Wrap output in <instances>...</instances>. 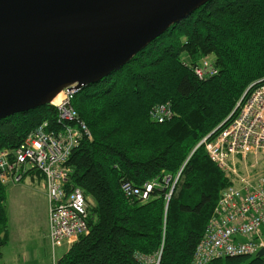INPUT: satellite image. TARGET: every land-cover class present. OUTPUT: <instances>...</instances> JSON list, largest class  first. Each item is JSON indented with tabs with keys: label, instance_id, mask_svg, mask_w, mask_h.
<instances>
[{
	"label": "trees",
	"instance_id": "obj_1",
	"mask_svg": "<svg viewBox=\"0 0 264 264\" xmlns=\"http://www.w3.org/2000/svg\"><path fill=\"white\" fill-rule=\"evenodd\" d=\"M207 58L218 73L200 79L193 67ZM261 80L264 0H211L119 70L79 90L73 106L91 136L67 161L68 187L85 193L89 228L56 264H142L136 255L153 254L162 244L161 264H191L221 191L233 183L201 141ZM159 104L173 111L164 122L150 115ZM44 120L60 125L57 108L48 104L0 120V149L17 148ZM125 181L159 185L143 201L124 194ZM6 202L7 185L0 181V258L8 242ZM209 264H264V256Z\"/></svg>",
	"mask_w": 264,
	"mask_h": 264
},
{
	"label": "built area",
	"instance_id": "obj_2",
	"mask_svg": "<svg viewBox=\"0 0 264 264\" xmlns=\"http://www.w3.org/2000/svg\"><path fill=\"white\" fill-rule=\"evenodd\" d=\"M200 79L218 73L212 60L193 67ZM251 84L237 102L235 111L213 134L206 136L209 158L233 181L221 191L219 201L196 246L191 264H209L227 256L257 255L264 248V175L243 172L249 156L264 154V82ZM81 88H65L58 110L60 125L44 120L34 127L17 148L0 149V181L19 183L38 173L48 197L49 241L53 251L73 245L88 232V200L80 187H68L71 169L67 164L72 152L85 136H91L79 117L73 100ZM153 120L164 122L173 116L169 104H159L150 112ZM179 177L177 175L176 179ZM172 177L166 178L170 184ZM157 182L144 188L125 181L121 189L127 197L145 201ZM172 192V190H171ZM171 192L167 194L170 196ZM163 244L154 254L136 255L142 264H161ZM56 263V262H55Z\"/></svg>",
	"mask_w": 264,
	"mask_h": 264
},
{
	"label": "water",
	"instance_id": "obj_3",
	"mask_svg": "<svg viewBox=\"0 0 264 264\" xmlns=\"http://www.w3.org/2000/svg\"><path fill=\"white\" fill-rule=\"evenodd\" d=\"M209 1L0 0V120L100 82Z\"/></svg>",
	"mask_w": 264,
	"mask_h": 264
},
{
	"label": "crops",
	"instance_id": "obj_4",
	"mask_svg": "<svg viewBox=\"0 0 264 264\" xmlns=\"http://www.w3.org/2000/svg\"><path fill=\"white\" fill-rule=\"evenodd\" d=\"M38 175V174H37ZM38 177V184H34V180L32 179L29 184H23L18 186L16 184V188L21 189L17 191L16 201L17 206L15 211H13V223L10 218V212L7 207L8 212V225H7V232H8V242L2 248V257L1 260L4 261V264H56L57 260V253H60V256L67 250V248L60 247L56 251H53L48 233H49V219H48V197L46 188L42 181L40 175ZM26 189V190H23ZM29 202H33L35 205L39 217L38 221H35L34 218L27 219L26 208ZM7 206V203H6ZM45 221V225L47 230L42 233V238L38 235V232L34 234H27L25 231V227L29 222L35 221L38 224L43 223V219ZM36 223V224H37ZM46 240V244L43 243V240ZM48 245V246H47ZM11 247V253H6V249ZM44 248V249H43ZM46 248V249H45ZM48 252H47V251ZM48 253L46 260L44 259L45 253ZM50 253V254H49ZM8 256V257H7ZM29 257L32 259L29 261ZM50 257V259H49ZM34 261V262H32ZM32 262V263H31Z\"/></svg>",
	"mask_w": 264,
	"mask_h": 264
},
{
	"label": "rangeland",
	"instance_id": "obj_5",
	"mask_svg": "<svg viewBox=\"0 0 264 264\" xmlns=\"http://www.w3.org/2000/svg\"><path fill=\"white\" fill-rule=\"evenodd\" d=\"M183 59L186 61V62H190V58H189V56L187 55V54H184L183 55ZM205 60H210V59H203L202 60V62H204ZM247 167L245 168V167H242V171L243 172H247V170L248 171H251L252 173H259V174H263L264 175V154L263 155H258L257 157H255V156H249L248 158H247ZM38 173H32V174H29V175H27L21 182H19V183H11V184H8L7 185V207H8V209H9V212H10V218H11V220H12V223H13V211H15V208H16V206H17V201H16V196H17V191L19 190H21V189H18V188H16V184H19L18 186H21V185H23V184H29L30 183V181L33 179L34 180V184H38L37 183V181H38V175H37ZM20 188H22L23 189V187H20ZM23 190H26V189H23ZM22 191V190H21ZM26 214H25V216H26V218L27 219H31V217L32 218H34L35 219V221H38V217H39V214H38V211H37V209H36V207H35V205L33 204V202H29L28 204H27V208H26ZM43 219V223L42 224H38L37 222V224L35 223V221H31V222H29L27 225H26V227H25V231H26V233L27 234H34L35 232H38L39 233V237L40 238H42V233H44L46 230H47V227H46V223H45V221H44V218H42ZM263 239H264V232H263ZM43 240V243H45L46 244V240H44V239H42ZM48 246V245H47ZM64 247V246H63ZM44 249V248H43ZM46 249V248H45ZM11 247H9V248H7L6 249V253L8 254V253H11ZM47 251V250H46ZM48 252V251H47ZM45 253V255H44V259L46 260V258H47V255H48V253ZM50 254V253H49ZM154 254V253H153ZM8 256H9V254H8ZM7 256V257H8ZM57 258L60 256V253L58 252L57 253ZM255 255H253V257H254ZM48 259V258H47ZM49 259H50V257H49ZM32 259L29 257V261H31ZM32 262H34V261H32ZM31 262V263H32ZM0 264H4V261L3 260H1L0 259ZM49 264H51V263H49Z\"/></svg>",
	"mask_w": 264,
	"mask_h": 264
},
{
	"label": "bare ground",
	"instance_id": "obj_6",
	"mask_svg": "<svg viewBox=\"0 0 264 264\" xmlns=\"http://www.w3.org/2000/svg\"><path fill=\"white\" fill-rule=\"evenodd\" d=\"M63 95H64V93L63 92H61V93H59L58 95H57V97L54 99L55 100V102L56 103H59L60 102V100L63 98ZM235 111V110H234ZM234 111H233V113H234ZM232 113V114H233ZM178 179V178H177ZM176 179V180H177ZM176 182V181H175ZM215 209V208H214Z\"/></svg>",
	"mask_w": 264,
	"mask_h": 264
}]
</instances>
